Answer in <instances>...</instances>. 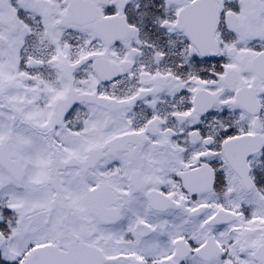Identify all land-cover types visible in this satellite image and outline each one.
<instances>
[{"label":"snow or ice","instance_id":"1","mask_svg":"<svg viewBox=\"0 0 264 264\" xmlns=\"http://www.w3.org/2000/svg\"><path fill=\"white\" fill-rule=\"evenodd\" d=\"M0 264H264V0H0Z\"/></svg>","mask_w":264,"mask_h":264}]
</instances>
